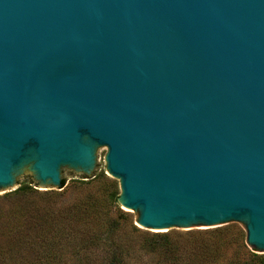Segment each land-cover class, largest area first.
I'll list each match as a JSON object with an SVG mask.
<instances>
[{"label":"water","instance_id":"95a60500","mask_svg":"<svg viewBox=\"0 0 264 264\" xmlns=\"http://www.w3.org/2000/svg\"><path fill=\"white\" fill-rule=\"evenodd\" d=\"M103 151L142 231L264 255V0H0V195Z\"/></svg>","mask_w":264,"mask_h":264},{"label":"trees","instance_id":"16d2710c","mask_svg":"<svg viewBox=\"0 0 264 264\" xmlns=\"http://www.w3.org/2000/svg\"><path fill=\"white\" fill-rule=\"evenodd\" d=\"M61 182L62 191L39 192L22 183L9 193L38 196L23 209L28 239L0 255L14 257L28 250L38 261L51 264L68 258L67 249L74 248L76 264H264V255L247 248L245 232L238 226L150 233L133 225L130 214L117 205L118 182L103 173L76 180L74 189L83 193L67 204L58 203L67 189L65 179Z\"/></svg>","mask_w":264,"mask_h":264},{"label":"rangeland","instance_id":"374dc122","mask_svg":"<svg viewBox=\"0 0 264 264\" xmlns=\"http://www.w3.org/2000/svg\"><path fill=\"white\" fill-rule=\"evenodd\" d=\"M101 173H103L107 178H109L106 175V169L104 166V151L97 155V160L94 170V175H99ZM62 178L65 179L64 187H67V189L65 190V195L59 198L58 203L61 202L62 204L64 203L67 204L69 202H73L75 198L78 196V193H83V191H77L73 187L74 182L76 180H82V179L67 174H62ZM84 181L86 180L84 179ZM22 183H27L35 190H38L39 192H43L25 176L23 177V179L21 180V182L19 183L16 189H18ZM59 191H62V189H60ZM118 192L120 193L119 185H118ZM8 195L10 194L0 195V251L7 250V248L11 244H14L16 247H18V245L25 236L28 239V226H26V224H28V215H25L23 209H25L28 206L27 201H36L38 196L37 194H32L30 196L28 195L21 196V197L8 196ZM62 204H58V207H60V205ZM64 207L65 205L63 206V208ZM129 214L131 216V221L133 222V225H135V220L137 218L133 216L131 213ZM136 243L137 244L139 243V239H137ZM67 250L69 251L70 254H66L65 256L68 258L64 259L62 262L61 260H59L58 262L51 264H76V261L74 259L75 257L71 255V252L74 250V248H70ZM228 251L229 253L227 254L232 253V250H228ZM223 258L226 259L224 256ZM0 264H49V263H46V261L43 260L38 261L34 254L29 253L28 250H24L20 255L14 257L1 254Z\"/></svg>","mask_w":264,"mask_h":264}]
</instances>
